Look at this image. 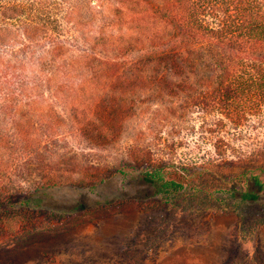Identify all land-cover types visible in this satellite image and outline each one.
<instances>
[{
    "label": "rangeland",
    "instance_id": "rangeland-1",
    "mask_svg": "<svg viewBox=\"0 0 264 264\" xmlns=\"http://www.w3.org/2000/svg\"><path fill=\"white\" fill-rule=\"evenodd\" d=\"M254 109L0 118V264H264V206L218 201L264 174V103ZM149 162L215 168L206 195L164 202L126 174Z\"/></svg>",
    "mask_w": 264,
    "mask_h": 264
},
{
    "label": "trees",
    "instance_id": "trees-1",
    "mask_svg": "<svg viewBox=\"0 0 264 264\" xmlns=\"http://www.w3.org/2000/svg\"><path fill=\"white\" fill-rule=\"evenodd\" d=\"M257 100L264 103V0H0V118L57 108L228 117L253 113ZM214 168L149 162L126 174L144 186L143 198L171 202L187 191L206 195ZM212 174L217 185L230 182ZM242 177L245 187L218 191L225 210L264 206V174ZM46 191L19 208L45 202Z\"/></svg>",
    "mask_w": 264,
    "mask_h": 264
}]
</instances>
